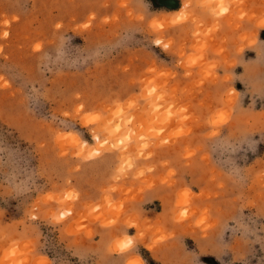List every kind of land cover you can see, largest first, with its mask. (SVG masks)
I'll list each match as a JSON object with an SVG mask.
<instances>
[{"label":"rangeland","instance_id":"obj_1","mask_svg":"<svg viewBox=\"0 0 264 264\" xmlns=\"http://www.w3.org/2000/svg\"><path fill=\"white\" fill-rule=\"evenodd\" d=\"M0 264H264V0H0Z\"/></svg>","mask_w":264,"mask_h":264}]
</instances>
